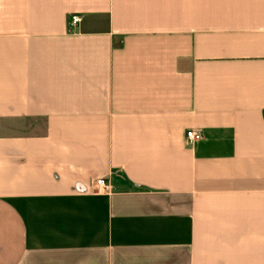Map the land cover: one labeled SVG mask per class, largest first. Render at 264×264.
<instances>
[{
	"label": "crops",
	"instance_id": "1",
	"mask_svg": "<svg viewBox=\"0 0 264 264\" xmlns=\"http://www.w3.org/2000/svg\"><path fill=\"white\" fill-rule=\"evenodd\" d=\"M0 264H264V0H0Z\"/></svg>",
	"mask_w": 264,
	"mask_h": 264
},
{
	"label": "built area",
	"instance_id": "2",
	"mask_svg": "<svg viewBox=\"0 0 264 264\" xmlns=\"http://www.w3.org/2000/svg\"><path fill=\"white\" fill-rule=\"evenodd\" d=\"M70 21H71L72 27H76V26H78V24L81 23L78 15L71 16ZM185 135H186V141L189 144H196V143L200 142L203 138L202 134H200L194 130H187ZM109 188H110V185L106 181H104L103 179L98 180L96 183V190L98 193L105 191V190H108Z\"/></svg>",
	"mask_w": 264,
	"mask_h": 264
}]
</instances>
